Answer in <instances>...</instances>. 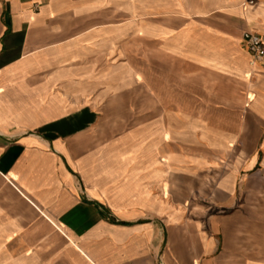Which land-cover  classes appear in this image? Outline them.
<instances>
[{"label":"crops","instance_id":"0c3cea01","mask_svg":"<svg viewBox=\"0 0 264 264\" xmlns=\"http://www.w3.org/2000/svg\"><path fill=\"white\" fill-rule=\"evenodd\" d=\"M105 1L0 0V264H264L228 248L226 216L181 248L167 232L168 122L187 124L169 96L193 98L195 162H224L213 204L248 176L264 194V68L241 42L264 0H166L142 24ZM168 58L195 66L180 92L135 68Z\"/></svg>","mask_w":264,"mask_h":264},{"label":"rangeland","instance_id":"374dc122","mask_svg":"<svg viewBox=\"0 0 264 264\" xmlns=\"http://www.w3.org/2000/svg\"><path fill=\"white\" fill-rule=\"evenodd\" d=\"M161 2L167 4L166 0H107L104 2V7L118 8L121 13L130 10L135 13L136 22L142 24L146 19H150L148 13L154 10L159 11ZM124 18L120 15V20ZM135 68L150 79L153 87H167L174 93L175 90L179 91L178 87L180 88V86L176 87L178 76H195V66L173 62L169 58L163 59L161 64L156 63L150 66L137 63ZM121 84H123L121 87H126L124 80H121ZM102 99L100 98V102L105 103L112 98ZM115 99H119L122 103L124 101L127 103L128 100L127 97ZM192 99L183 94L167 98L168 105L175 101L181 104L184 110V121H187V124L184 123L183 139L178 135L175 126L171 127V123L175 124L172 122L174 120L168 122V135L173 136L171 140L173 143L168 144V152L173 155L182 153L181 156H183L180 161H177V170L172 168L168 173V249L181 248L183 236L187 234L190 238L195 233V226L200 232H209L215 217L226 216L231 218L230 237H228L230 240L226 242L228 248H237L242 254H247L250 259L256 255L253 259L261 260L263 259L261 257H264V194L255 193L256 179L254 176H248L246 180L239 183L240 189L235 194L236 200L232 207H216L213 204L210 189L224 178L226 168L224 162H217L215 169H209L206 162H200L199 165L195 162V105ZM119 117V129L113 130L116 133L117 131L122 133L128 129L127 111L120 112ZM176 138L178 140L181 138L183 142L175 144ZM201 163L205 168L197 170V167H202ZM243 186H246V191ZM172 259L174 260L175 257Z\"/></svg>","mask_w":264,"mask_h":264},{"label":"built area","instance_id":"2783aa9c","mask_svg":"<svg viewBox=\"0 0 264 264\" xmlns=\"http://www.w3.org/2000/svg\"><path fill=\"white\" fill-rule=\"evenodd\" d=\"M241 42L250 58L253 61L260 62L264 68V34L245 31L242 33Z\"/></svg>","mask_w":264,"mask_h":264}]
</instances>
